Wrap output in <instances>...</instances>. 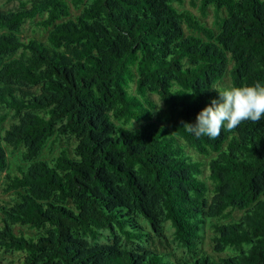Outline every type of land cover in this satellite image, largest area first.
<instances>
[{
	"label": "trees",
	"instance_id": "1",
	"mask_svg": "<svg viewBox=\"0 0 264 264\" xmlns=\"http://www.w3.org/2000/svg\"><path fill=\"white\" fill-rule=\"evenodd\" d=\"M189 2L202 17L211 8L219 29L179 10L185 0H27L0 11V125L9 112L15 120L0 133L13 197L0 206L2 252L23 264H181L146 245L143 219L158 238L170 222L192 264H264V119L215 140L183 126L228 72L232 86L264 83V0ZM72 7L83 8L74 19ZM37 18L47 42L20 36ZM53 138L74 140L73 154L41 159ZM7 147L23 149L27 167L8 173ZM208 220L214 251L237 254L200 250Z\"/></svg>",
	"mask_w": 264,
	"mask_h": 264
},
{
	"label": "rangeland",
	"instance_id": "2",
	"mask_svg": "<svg viewBox=\"0 0 264 264\" xmlns=\"http://www.w3.org/2000/svg\"><path fill=\"white\" fill-rule=\"evenodd\" d=\"M27 0H0V11L8 12L13 11L21 7L22 3H24ZM190 0H185V5L183 7H177L179 10L181 9H189L191 10L197 17H199L208 27L213 28L215 30H218L219 27L215 25V17L214 12L210 8L209 13L207 17H202L199 13L197 8H192L190 5ZM82 9H76L75 7L71 8V18L74 19L77 16H79L82 12ZM225 15V12H224ZM226 16V15H225ZM42 20V18H37L34 22H28L23 29L21 30L20 36L27 40L29 38H35L42 42H47L49 31L45 30L43 27L38 26V23ZM186 34H191L190 31L185 29ZM3 31L0 30V33ZM19 54L15 55L14 57H18ZM232 86V80L230 77V73L228 72L224 79L218 83L216 86L219 89H224ZM135 89V86L133 87V90ZM153 100L157 103V105H161L162 102L160 101L159 97L157 95L152 96ZM6 110L0 108V114H5ZM15 122L13 118V112L8 113L7 120L0 125V133L4 134V131L13 123ZM56 139L53 138L49 141L48 145L43 149L40 158L43 160L51 161L54 160L59 156L61 151L63 149H68L73 154V148L75 146V141H67L63 138H61L59 141H55ZM7 153L9 157V168L7 170L8 173L14 174L17 173L20 167H27V164L24 163L22 159L23 149L19 150H12V148L7 147ZM188 154L191 155V157L194 160L198 161H204L206 163L209 162L208 157L200 156L198 155L194 150L189 149ZM203 175L202 178L206 181L208 187H209V193H208V201H210L211 197L213 196V184L209 180V169L208 167L203 168ZM5 174L0 175V206L4 205L8 202H10L13 197L12 193H4V182H5ZM243 215L242 212H235L234 218H239ZM212 220H208L207 224L205 225L203 229V235L204 238L200 245V250L215 257L216 259L220 260L222 258H226L229 256H232L234 254H237V252L230 250H227L225 253H217L213 249V242H212V236H213V230L211 227ZM140 223L146 228L148 232L151 233V236L147 238V246H151L153 248H156L160 253L166 254L172 261H176L181 264H192L193 258L189 256L186 252V250L181 247L177 242L174 241V230L171 227V223L168 222L164 226V237L158 238L156 237L148 223L141 219ZM3 226V214L0 212V228ZM14 230L16 233L23 232L26 235H33L35 234V231L29 230L24 227L15 226ZM111 242V240H108ZM107 241L102 240V243H105ZM0 264H23V254L21 253H5L0 250Z\"/></svg>",
	"mask_w": 264,
	"mask_h": 264
},
{
	"label": "clouds",
	"instance_id": "3",
	"mask_svg": "<svg viewBox=\"0 0 264 264\" xmlns=\"http://www.w3.org/2000/svg\"><path fill=\"white\" fill-rule=\"evenodd\" d=\"M212 89L218 97L197 114L195 124L183 125L196 138L206 136L215 140L222 129L231 132L246 121L258 123L264 119V83Z\"/></svg>",
	"mask_w": 264,
	"mask_h": 264
}]
</instances>
